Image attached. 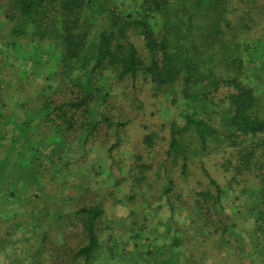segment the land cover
Masks as SVG:
<instances>
[{
  "label": "rangeland",
  "instance_id": "1",
  "mask_svg": "<svg viewBox=\"0 0 264 264\" xmlns=\"http://www.w3.org/2000/svg\"><path fill=\"white\" fill-rule=\"evenodd\" d=\"M230 2V20L246 12L250 27L237 39L233 27L226 53L240 55L245 61L243 84L254 90L259 115L264 119V0ZM114 3L116 0L93 1L88 18L103 17L105 9L118 12ZM185 3L187 0H168V11L182 15ZM10 12L9 4L3 1L0 36L9 32L12 22L5 21V13ZM127 35L140 58H147L142 37L130 31ZM163 36L170 43L181 38L183 45L185 32L161 30L156 40ZM20 42L24 45L20 53L0 54V233L15 213L16 220L24 212L42 213L48 225L44 226L46 235L38 234L40 237L16 230L17 243L0 251V264H78L72 260L73 253L87 243L81 224L83 213L78 212L92 206L102 214L97 229L99 248L91 264H189L191 259L201 264H239L245 260L243 252L249 242H257L260 249L251 264H264V179L254 183L253 174L242 172L233 181L232 170L226 173L222 168L228 160L238 164L242 150L222 142L231 88L218 85L209 93L215 105L209 116L195 108L198 103L194 107L185 99L179 82L159 89L141 72L135 77H120V69L109 65L92 73L93 59L88 58L83 61L81 75L70 77L62 74L61 53L50 58L43 50L54 43L52 36ZM35 46L44 48L35 50ZM36 51L43 58L41 63L34 65L23 58ZM85 94L91 98L82 109L65 110L59 117L51 115L47 123L36 119L31 124L29 135L34 134L39 143L31 145L26 154H7L13 139L22 151L25 136L18 123L36 108L47 100L59 105ZM194 116L202 117L217 131L216 139L206 142L205 153H200L198 143L186 133L181 139L186 152L174 157L169 147L172 132L182 129L187 117ZM147 134L153 135L150 143L145 141ZM258 139L263 142V148L256 152L262 160L258 173L264 176V135ZM26 175L32 176L23 181ZM165 177L173 181V210L163 196L157 200L166 186ZM209 178L222 192L219 205L212 206V199L204 200L200 195L207 190L213 196L216 193ZM259 211L261 218H257ZM189 215L191 219L204 217L208 224V231L198 241L199 232ZM167 225L178 231V249L169 248L173 232L167 238ZM133 233L135 238L131 239Z\"/></svg>",
  "mask_w": 264,
  "mask_h": 264
},
{
  "label": "trees",
  "instance_id": "2",
  "mask_svg": "<svg viewBox=\"0 0 264 264\" xmlns=\"http://www.w3.org/2000/svg\"><path fill=\"white\" fill-rule=\"evenodd\" d=\"M3 1H7L11 8L10 13H5V21L12 22L6 37L0 36V54L4 57L10 56L12 52L20 53L24 46L20 41L35 38L42 41L52 36L54 43H49L46 49L42 46H35L34 49L47 51L50 58L61 53L59 63L63 75L79 77L83 69V61L88 58L93 59L92 73L109 65L113 69H120V77H135L141 72L159 89L164 85L173 86L175 82H179L185 99L191 101L194 107L198 103L195 108L199 107L209 116L213 114L215 107L212 99L208 98L209 93L217 90L218 85L231 88L232 91L227 96L230 107L226 113L227 121H225L226 128L223 130L222 142L229 147H241L242 150L238 154V164L234 166L228 160L222 168L226 173L232 170L233 181H236L242 172H250L253 174L254 183L257 180L263 183L264 176L258 173L261 170L262 160L256 153L257 149L263 148V142L259 141L258 136L264 135V119L259 115L258 97L251 87L243 84L245 61L239 57L240 55L226 53L230 47L228 33L233 32L235 28L236 39L239 38L240 32L250 27L248 24L250 18L246 12H243L241 16L230 20L232 13L230 0H187L186 12L182 15L168 11V0H116L114 6L118 12L113 10L115 8L105 9L104 16L93 21L88 18V12L90 4L95 0H0V4ZM172 28L179 31L182 29L185 32L183 45L179 43L181 38L171 43L166 36L159 41L156 40L161 30ZM129 31L142 37L147 58H140L137 49L128 40ZM23 58L34 65L43 61L37 51L26 53ZM90 98L89 94H85L76 101L59 105L47 100L41 107L36 108L32 115L18 123V128L25 136L22 151L17 150L18 142L13 139L10 141L7 154L17 156L26 154V150L38 142L39 139L35 140L34 134L29 135L31 124L36 119L47 123L52 119L53 114L59 117V113L63 114L65 110L82 109ZM4 119L7 122V116ZM186 133L198 143L201 148L199 152L205 153L206 142H213L217 131L200 116L187 117L185 126L173 131L169 141L170 151L174 157L186 152L181 144L183 143L181 139ZM1 139L3 137H0ZM152 139L151 134L145 136L146 142L150 143ZM243 150L245 152H242ZM182 167L185 173V165ZM30 176L32 175L22 176V180L28 181ZM164 180L167 182L166 186L157 200L163 196L166 204L173 210L170 200L173 181L169 177H165ZM209 181L215 187L216 193L213 196V193L207 190L200 195L204 200L212 199V206L219 205L222 193L220 187L213 179L209 178ZM252 192L257 193L253 189ZM12 195L13 193L10 194ZM22 202L26 204L25 198ZM195 208L200 209V206L196 205ZM81 212L83 213L81 224L87 243L73 253L72 260L77 261L78 264H91L95 261L93 254L99 248L97 229L102 211L92 206L78 213ZM16 215L17 213L13 214L11 224L4 226L3 232L0 233V251L7 247H15L19 238L16 236L18 229L20 233L30 231V235L37 237H40L38 234L46 235L44 226L48 223L42 220L44 214L24 212L19 220L14 219ZM261 217L260 212L257 218ZM189 219H191L190 215ZM191 221L199 232L196 235L198 241L208 231V224L204 217L195 216ZM166 232L167 238L173 232L170 250L178 249L180 246L178 231H171V227L167 225ZM134 235L135 233L131 239L135 238ZM6 240L8 242H4ZM116 246L114 245L110 251ZM259 251L257 242H249L248 248L243 252L245 260L239 264H251L254 254ZM224 252L228 254L226 250ZM32 261L31 258L30 262ZM189 264L201 263L191 259Z\"/></svg>",
  "mask_w": 264,
  "mask_h": 264
}]
</instances>
